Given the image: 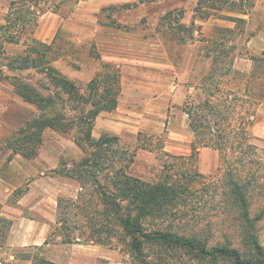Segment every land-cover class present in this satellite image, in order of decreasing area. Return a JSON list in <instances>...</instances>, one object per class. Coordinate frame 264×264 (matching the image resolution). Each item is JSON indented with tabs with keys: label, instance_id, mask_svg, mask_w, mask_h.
Masks as SVG:
<instances>
[{
	"label": "rangeland",
	"instance_id": "1",
	"mask_svg": "<svg viewBox=\"0 0 264 264\" xmlns=\"http://www.w3.org/2000/svg\"><path fill=\"white\" fill-rule=\"evenodd\" d=\"M14 1L12 18L23 16L25 21L22 31L21 17H16L13 20L15 23L9 25V29L18 34L17 42L0 44V174L6 179L5 185L12 189L4 207L0 205V211L13 218L22 214L27 218L46 220L50 224L48 240L51 244H60L58 213L75 211L82 218L83 210L88 214L93 210L101 211L103 204L94 178L105 185L109 180L125 174L149 184L163 183L174 193L162 209L155 208L143 217L142 221L148 229L166 228L186 237L197 235L205 240L207 250L215 245H225L237 249L242 259L256 261L253 238L264 253V178L259 180L260 190L247 195L253 227L251 231L246 229L247 232H243L238 227L241 209L234 206L230 193L232 169L229 165L234 166L231 156L225 152L223 160L226 162L220 163L219 170L200 174L193 158L167 153L163 146L171 132L169 127L178 125L185 118L169 116L168 113L176 115L189 109L191 112V106L207 99L212 103L232 102L234 105L230 106H233L235 116H240L244 112L239 107L244 104V97H250L252 102L258 92L264 91V61L257 65L247 60L253 56L264 57L261 53L264 52V7L257 3L259 0H242L246 19L237 22L233 31L225 27L221 20L224 14H229L226 10L212 11L208 21L200 20L198 12H195L198 0H35L22 4L18 3L20 0ZM135 2L138 4L133 5ZM40 10L41 16L50 14L57 19L46 55L48 61L76 82L82 91H86V83L101 70V62L113 64L120 72L118 110L100 112L91 131L96 140L103 133L111 135L105 130L112 131L113 126V130L119 133L118 139L95 151L94 160L97 163L91 168L95 177L86 173L82 176L81 171L78 173L85 181L83 188L74 176H69L70 170L83 155L74 141L79 134L76 129L66 133L45 129L43 142L37 151V155L40 154L38 159L37 155L32 159L19 155L15 157L16 152L10 151L12 149L7 146L12 133L37 115L36 108L16 94L14 84L17 77L30 83L44 79L33 67L25 68L27 63L20 59L34 57L30 53V39L34 37L32 28L35 29L34 20ZM167 12L170 14L167 15ZM1 14L0 11V19L3 17ZM192 22L193 37L190 38L188 30L179 28L178 24L189 26ZM255 34L259 35L258 41L250 46L258 49L257 52L250 49L247 43ZM261 45L263 49H260ZM36 48L42 49L38 45ZM38 59H29V62L42 65ZM250 64L256 67H251V70ZM181 70L184 71L183 77ZM257 74L258 78L255 77ZM139 82L162 83L166 88L133 87ZM224 82H228L229 89H220L225 93L220 94L216 88ZM178 83L187 88L181 105L172 101L175 94L172 86ZM249 85L253 86L250 91ZM230 92L235 94H232V99L229 98ZM158 95L162 98L167 96L168 104L163 103L164 99L158 98ZM213 95L216 100L212 99ZM155 98L161 99V103ZM94 99L98 97L94 96ZM157 108L162 113L166 112L167 116H152ZM76 112L70 114L73 116ZM195 113L205 115L204 110L196 109ZM16 118L22 122L16 124ZM259 119L263 122L253 143L263 151L258 153L264 159V116H259ZM240 129L237 124L232 127V131L239 132ZM8 157L16 158L14 166L21 173L14 171L16 173L13 174L8 168ZM38 164L50 167L42 169V175L36 170ZM38 176H45V179L42 181L40 178L38 183ZM78 192H82V200L87 199L88 203L79 200L80 206L75 210L69 200L78 201ZM29 193L30 196L25 197ZM17 200L21 202L17 203ZM42 212L45 216L41 215ZM7 215L0 216V261L22 262V259H14L13 255L23 252L38 253L48 258L51 253L44 245L32 249V246L19 247L7 243L10 233L8 223L13 219ZM128 242L127 235L120 234L113 246L96 243L106 251L105 256H109L98 257V263L234 264L228 257L202 256L156 242H144L141 253H135V260L131 261L127 252ZM73 246L65 245L72 250L76 248ZM67 251L61 252L65 254Z\"/></svg>",
	"mask_w": 264,
	"mask_h": 264
},
{
	"label": "trees",
	"instance_id": "2",
	"mask_svg": "<svg viewBox=\"0 0 264 264\" xmlns=\"http://www.w3.org/2000/svg\"><path fill=\"white\" fill-rule=\"evenodd\" d=\"M29 1L35 0H20L18 3L22 4ZM14 4L15 1L11 0L5 16V23L0 25V30H2L0 32V44L18 41L17 32L9 29V25L15 23L13 20L16 17V19L21 17L20 30L24 29L25 18L23 16L12 18L11 16L15 12ZM137 4L138 2L133 3V5ZM127 5L129 6V4H125V6ZM222 10L244 13L245 5L242 0H198L195 6V12H198L200 20L209 18L212 11ZM41 13L40 10L39 14ZM169 14L170 12H167V15ZM222 17L236 22L243 21L241 18L228 15ZM178 27L188 30L190 38L193 37V22L189 26L179 23ZM30 42V53L34 57L24 56L20 59L27 63L25 68L33 67L41 73L44 79L30 83L17 77L14 88L16 94L23 101L36 108L37 115L12 133V136L8 138L7 146L13 152L19 153L27 159H32L37 155V151L43 142L42 133L45 129L61 133L76 129L79 134L74 141L82 149L83 155L70 170L69 176H74L79 181L80 187L83 188L85 181L83 182L78 173L81 171L82 176L86 173V175L95 177L91 171V168L95 167V163H97L94 160L96 159L95 151L99 147L109 145L118 139L116 135L103 133L94 140L91 131L100 112H111L117 107L121 88L120 72L113 64L101 62V70L86 83V91H82L76 82L67 78L50 64L46 56L51 47L50 43L39 41L34 37L30 39ZM36 45L42 49L36 48ZM262 54L264 55V52ZM35 58H39L38 60L43 64L29 62V59ZM250 59L256 64L258 63L257 65H261L260 61H264L262 56H253ZM255 77L258 78V74ZM252 87L249 85V91ZM231 93L235 96L233 92ZM94 96L98 99H94ZM249 98L248 96L244 97V104L239 106L244 109L240 116H235L236 113L230 103H212L207 99L191 106L193 108L191 112L190 109L186 111L188 125L194 138L189 156L196 161L199 147H212L219 152L220 156L217 170L220 168V163L226 162L223 160V154L226 152L227 155L231 156V162L234 166L229 165L232 169L229 180L230 193L234 200V206L241 209L238 227L243 232L251 231L253 227V221L251 222L249 218L247 195L255 194V191L260 190L259 180L264 178V159L259 154L263 151H260L253 143L257 137L250 132V127L254 123V116H252L255 112L254 107L258 102L264 100V91L258 92L252 102ZM249 108H251L250 111H248ZM196 109L201 110V112L204 110L205 115H196ZM73 111L77 112L72 116L70 113ZM216 111H218L217 114ZM209 114L214 115L209 116ZM235 124L241 128L239 132L232 131ZM94 185L102 201L103 209L90 211L89 214L85 210H81L83 217H80L82 218H79L75 211L58 213L57 221L59 222V235H61L62 242H73L80 239L85 242L113 246L114 243L118 242L119 235L125 234L129 239L127 252L131 261L135 260V253H141L144 242H156L165 246L192 251L202 256L228 257L233 260L234 264H264V253L255 238H253L252 243L257 260L253 261L242 259L237 249L225 245H215L207 250L205 240L197 235L186 237L166 228L148 229L142 221L143 217L148 216L155 208L157 210L162 209L174 195L163 183L149 184L121 174V176L109 180V183L105 185L94 178ZM80 195L82 196V192H78V201L69 200V204L75 210L80 206L79 200H82ZM83 202L88 203L87 199ZM85 221L87 222L86 225L84 224ZM38 248L40 246H32V249ZM13 258L22 259V262L17 263L15 260L2 263L0 261V264H57L33 252L14 254Z\"/></svg>",
	"mask_w": 264,
	"mask_h": 264
},
{
	"label": "crops",
	"instance_id": "3",
	"mask_svg": "<svg viewBox=\"0 0 264 264\" xmlns=\"http://www.w3.org/2000/svg\"><path fill=\"white\" fill-rule=\"evenodd\" d=\"M10 1L11 0H8V2H4V3L0 2V11L2 12L1 15H3V17L0 19V25L5 23V16L9 10ZM257 3L261 4V6L264 7V0H259L257 1ZM227 12L229 14H224V15L241 18L243 21H245L246 19L245 18L246 11H244V13H240L237 11H227ZM41 15L42 14H37L36 16L35 24H34L35 29H33V35L39 41L50 43L53 31L56 27L57 19L53 18L52 16H49L50 14L45 15V16H41ZM210 17L207 18V21L210 19ZM221 20H223L225 27H228L230 31H233L234 27L237 24L235 20L225 19L224 17ZM207 21L204 23H207ZM204 29H206V26L202 28V31H204ZM258 37H259L258 34H255L252 37H250L249 41L247 42L248 47L250 49H252L250 44L254 42L257 43ZM260 49H263L262 45ZM252 50L253 51L255 50V52H257L258 49H252ZM247 60L252 61L250 58ZM249 67L251 69V67L254 68L256 66H253V64H250ZM181 71L182 72L180 74H181V77H183L184 71L183 70ZM249 71L250 70L248 69V72ZM185 73H187V71ZM193 77L194 75L192 76V78ZM133 87L145 88V89H156V88H166V85L162 83H156V82H145V83L139 82V83L134 84ZM228 87H229L228 82H224V85L223 84L220 85L218 88H216V90L218 89V92L222 94L224 93V90L223 91L221 90L222 91L221 92L220 89H224V88L229 89ZM172 88L175 89V94H173L172 101L179 105L183 104V101H184L183 98H184L185 92H187V88L183 84H179V83L173 85ZM214 96L215 95L212 96V99L216 98ZM158 98L164 99L163 103H165L166 105L168 104L167 96H164V98H162L161 95H158ZM158 98H155V101H158L159 103H161V99H158ZM229 98L232 99L231 92L229 93ZM230 104L233 105L232 102ZM263 109H264V100L256 104L255 112L252 115L254 116V123L250 127V132L251 134H253V136L259 135L258 131L263 122V119L260 120L259 116H264ZM116 110H118V106L116 107ZM154 114L155 115H152V116H167V113L166 112L162 113L160 108H157L156 113ZM168 114L169 116H185V118L183 121L180 120V122L177 123L178 125H172L171 127H169L171 132H169V137L165 145L163 146V150L167 153H173V154L176 153L179 156H188L191 153V144L193 143V139H194L193 132L191 131L188 125V117H187L188 115L186 111H183V110L179 111L176 115H173L172 113H168ZM141 116H143V114H141ZM17 117L23 118V116H17ZM20 122L22 121L16 118L15 123L18 124ZM111 127H112V131L107 130V129L105 131L111 132L112 133L111 135L118 136L119 133L117 132V130H113V126ZM18 155L23 157L19 153H14L13 156L19 157ZM39 156L40 154L36 156V159H38ZM15 157L7 158L8 168L11 169L12 172L16 171L17 173H21L14 166L15 165L14 163H16ZM219 159H220L219 152L216 149L212 147H208V146L199 147L197 151V159L195 161L196 162L195 168L197 169V172L200 174H208L218 168ZM47 167H50V166H47L44 164L43 165L38 164V166L36 167V170L37 171L39 170L40 173L43 175L44 172L42 171V169H47ZM52 167H54V164L52 165ZM16 172H14L13 174H15ZM46 177L51 179L49 175H46ZM40 178H41L40 176L37 177L38 183L40 180L43 181L45 179V176L44 177L42 176L41 179ZM37 180H35V182ZM5 182H6V179L4 175L0 174V205H2V207H4L5 200L9 197V195L12 192V189H10L8 185H5L6 184ZM29 196H30V193L27 194L25 197H29ZM16 202L20 203L21 200H17ZM4 215L6 216L7 214L4 213L3 211H0V216H4ZM41 215L45 216V213L42 212ZM8 216L13 218L12 215H7V217ZM8 224H9L8 228L10 230L9 231L10 233H9L7 243L9 245H15L19 247L20 246L26 247V246H43L44 245L46 247H49V253H51L49 254L48 258L46 257L45 258L57 264H65V263L88 264L92 262H94L93 264H103V263H98L97 261L98 257H109V256H105L106 251H104L103 248H100L101 246L96 245V243H93V242H82L80 239H77L73 242H62L60 240L61 242L60 244H51L50 241L48 240L50 224L46 220H43V219L39 220L34 217L27 218L24 215L19 214L17 215V217H14L12 220H9ZM68 244L74 245L73 248L74 247L76 248H74L73 250L68 249L65 247V245H68ZM63 247L69 250L65 254L64 252L63 253L61 252V251H65Z\"/></svg>",
	"mask_w": 264,
	"mask_h": 264
}]
</instances>
